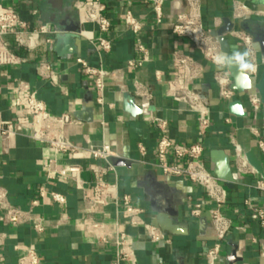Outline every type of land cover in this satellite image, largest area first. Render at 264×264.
Segmentation results:
<instances>
[{
	"label": "crops",
	"instance_id": "0c3cea01",
	"mask_svg": "<svg viewBox=\"0 0 264 264\" xmlns=\"http://www.w3.org/2000/svg\"><path fill=\"white\" fill-rule=\"evenodd\" d=\"M80 1L88 0H0L4 8L15 10L31 30L43 25L57 30L54 19L55 22L66 20L68 25L79 24L82 30L76 42L78 55L74 57L64 60L57 56L54 52L55 35L50 46L43 45L32 53L21 50L19 54L27 59L26 63L0 70V127L9 121L31 120L18 106L19 98L15 92L17 82L28 83L50 113L55 116L70 114L81 123L66 130L72 142L87 149L111 147L114 156L110 163L114 170L108 171L104 180L117 185L120 198L131 196L133 203L146 211L144 220L151 225L158 226V210L171 212V220L183 234L164 232L169 242L152 243L143 229L128 225L121 207L109 204L90 209L75 184L61 180L55 172L66 165H78L82 167V179L92 182L98 169L108 167L106 161H94L87 152H82L57 157L49 170L46 166L51 151L32 141L27 132L14 139L0 134V190L8 192L14 207L31 210L34 216L42 218L45 228L44 233L38 235L30 225L11 226L3 220L0 210V234L6 235L1 264H18L22 253L16 247H34L41 264H113L116 260L115 240L119 233L128 234L134 240L138 264H207L206 253L215 242L208 215L209 199L202 188L188 179L165 176L157 167L156 147L160 132L145 121L148 115L168 122L170 139L182 144L202 143L206 150L205 163L210 170L213 167L211 151L221 150L230 157L237 183L233 191L228 190V203L223 206V212L233 221V229L223 244L219 264H231L229 258L233 252L238 260L233 264H264L261 257L264 227L253 212L254 208L264 210V196L253 188L255 179L264 180V153L258 146L259 139L264 142L262 109L255 112L247 95H239L236 100L244 102L248 116L238 118L229 114V103L219 98L215 80L218 69L204 59L191 42L171 31L178 2L165 0L163 24L157 25L153 6L148 0H100L107 6L105 14L112 23L110 34L103 35L113 45L111 52L106 53L98 49V38L102 37L98 27L77 10ZM200 1L203 24L216 40V32L224 26L225 19L234 24L233 31H245L253 38L259 36L264 40V0ZM237 1L263 14L235 20L234 4ZM129 10L143 23L144 30L139 37L125 25L124 17ZM232 32L226 35L229 52L233 46L244 50ZM138 38L147 49L148 61L139 68H132L128 65L130 61L143 58L138 51ZM6 41L16 50L13 37L6 38ZM258 51L263 68L260 48ZM175 52L193 57L205 69L195 83V89L208 103L211 113L212 126L205 138L198 133L197 116L187 105L169 96L170 82L174 79ZM77 58L112 74L107 79L102 105L96 100L92 83L81 73ZM42 60L50 62L57 70V80L47 81L40 76L38 64ZM136 84L151 95L150 100L136 95ZM124 94L133 96L143 108L141 116L132 117L124 112ZM151 106L155 107V112L148 111ZM79 112L83 113L84 119L77 117ZM252 128L258 131L259 137L251 132ZM231 138L242 147L254 176L236 174ZM118 163H122L121 166ZM41 190L62 194L66 204H56L48 196L42 199ZM93 197L94 192L89 190L87 198ZM247 200H251V207L245 204ZM190 201L205 205L203 216L198 220L190 217ZM93 224L101 226L99 233L102 236H109L108 244L97 241L91 229Z\"/></svg>",
	"mask_w": 264,
	"mask_h": 264
},
{
	"label": "built area",
	"instance_id": "2783aa9c",
	"mask_svg": "<svg viewBox=\"0 0 264 264\" xmlns=\"http://www.w3.org/2000/svg\"><path fill=\"white\" fill-rule=\"evenodd\" d=\"M153 6L157 25H162L164 20L163 6L165 0H148ZM178 2L179 8L174 22L171 24V31L174 35L185 38L191 42L203 55L209 63L214 65L212 58L220 50L219 44L212 32L203 24L201 14L200 0H172ZM78 11L84 13L88 20L98 27L102 37L98 38V49L106 53L111 52L112 42L103 37L110 34L112 23L106 16L107 6L100 0L80 1L77 3ZM262 12L253 11L247 8L242 2L237 1L234 4V19L244 20L253 15H262ZM125 25L130 29L134 36L139 37L143 30V23L136 18L132 11H127L124 17ZM58 33L51 26L43 25L37 29L31 30L28 23L13 9H6L0 4V70L5 67H19L27 62V59L19 54L21 50L28 53L35 52L41 46H50L53 44V36ZM82 35V34H81ZM232 35L245 49H250L253 53V60L258 65L255 73L251 74L253 85L256 84L261 76L262 66L258 59L257 43L253 36L245 31H233ZM13 37L15 49L6 41V38ZM138 51L143 55L142 60L130 61L129 66L139 68L148 61V52L142 44L140 38L137 40ZM81 73L90 80L95 92L96 100L102 105L104 103V91L107 85V79L112 74L104 68H96L90 65L82 58L76 59ZM215 66V65H214ZM216 67V66H215ZM204 67L193 57L175 52L173 54V73L174 79L170 82L171 90L169 96L180 103L188 106L189 111L198 118V133L201 138H205L211 129V113L208 103L202 98L195 89L196 81L204 74ZM40 76L47 81H55L59 73L53 65L42 60L38 64ZM215 80L219 88V98L230 103L239 96L230 89L231 78L226 70H218ZM136 95L145 100H150L151 95L139 84H136ZM15 92L18 96V106L24 110L25 116L31 120H15L5 123L0 127V134L3 137L14 139L16 136L27 132V136L37 144H40L51 151V157L48 160L47 168L52 170L59 156H75L82 152H87L90 159L94 161L104 160L108 163L106 169H98L94 181L87 182L81 177L82 167L78 165H66L60 170H56L58 177L66 182H72L77 189L84 195L85 201L93 209L95 206H107L114 204L121 207L123 214L128 219V225L132 228L143 229L150 242H169L165 233L155 225H151L144 220L146 211L133 203L131 196L125 195L120 198L117 185H111L104 180L108 171L114 168L110 163L114 156L110 146L105 145L101 148L92 149L76 145L67 135V128L70 126L81 125L70 114L55 116L47 109L46 104L39 99L38 94L31 86L23 81L16 84ZM247 101L250 107L259 112L262 109V103L257 91H251L247 94ZM145 121L155 126L160 132V139L156 147L157 167L165 176L186 178L192 184L203 189L206 197L209 199L208 215L214 238V245L206 253L207 264H219L223 251V244L227 235L233 229V221L223 212V206L228 203L229 191L224 183L220 181L205 163V147L202 143L182 144L168 137V122L154 115H148ZM251 132L259 137L255 128ZM231 144L235 153L234 169L237 175L254 176V171L249 167L247 158L242 147L231 138ZM258 146L264 153V142L258 140ZM142 153L144 150L141 149ZM253 188L264 196V180L255 179ZM92 190L94 197L87 198V192ZM48 196L54 203L59 205L66 204V198L59 193L40 192L43 199ZM34 204H37L35 202ZM245 204L251 207V200ZM190 217L200 219L203 216L205 205L190 201L188 205ZM0 210L3 212V220L14 227L30 225L33 230L41 235L44 233V220L34 216L33 212L14 207L9 201V194L6 190H0ZM94 211V210H93ZM253 212L259 223L264 227V210L254 208ZM99 243L108 244L109 236H102L99 231L101 226L93 224L91 226ZM6 239L5 234H0V264L2 259V248ZM134 240L125 233H119L116 240V260L113 264H138L133 248ZM21 251L18 264H41V259L34 247H16ZM264 259V246L261 252Z\"/></svg>",
	"mask_w": 264,
	"mask_h": 264
},
{
	"label": "water",
	"instance_id": "95a60500",
	"mask_svg": "<svg viewBox=\"0 0 264 264\" xmlns=\"http://www.w3.org/2000/svg\"><path fill=\"white\" fill-rule=\"evenodd\" d=\"M57 1V0H55ZM54 2V1H53ZM54 4V3H53ZM62 11L61 9H59ZM69 20V18H66ZM54 23L58 26V33L55 36V47L54 52L61 59H68L78 55V47H77V39L82 34V30L80 29L79 24H71L68 25L66 20L64 21H56L54 19ZM234 29V24L228 20H224V26L220 28L216 32L217 42L219 44L220 50L223 49L225 52L229 51V44L226 40V35L231 33ZM255 42L258 44L260 48L261 58L264 60V40L259 36H255ZM235 69H232L231 72H228L231 78V86L230 89L235 91L240 96H245L251 91H257L260 96L262 103V112L264 114V64L261 72V76L259 81L251 87L241 88L236 85L235 82ZM228 112L230 115L238 118H245L248 116V112L246 111L244 102L242 100H235L228 104ZM123 110L125 113L129 114L132 117H138L143 114V108L136 103V100L130 94L123 95ZM149 112H155V107L151 106L148 108ZM77 117L80 119H84L83 113L79 112ZM211 162L213 167L211 171L213 174L224 183L225 187L229 191H233L235 189L237 180L235 178L234 172L231 166L230 157L221 150H213L210 153ZM120 166L122 163H118ZM154 207V204H152ZM157 215V224L159 228L163 232L170 233L172 235H180L183 234L182 230L179 226L175 225L171 220L172 213L165 210H158ZM236 252H233L232 256L229 258V262L231 264L237 262Z\"/></svg>",
	"mask_w": 264,
	"mask_h": 264
},
{
	"label": "clouds",
	"instance_id": "9594fccd",
	"mask_svg": "<svg viewBox=\"0 0 264 264\" xmlns=\"http://www.w3.org/2000/svg\"><path fill=\"white\" fill-rule=\"evenodd\" d=\"M212 61L218 70L231 72L235 69V82L238 87H251V74L257 71L258 65L254 62L250 49L240 50L238 46H233L230 52L221 49L216 52Z\"/></svg>",
	"mask_w": 264,
	"mask_h": 264
}]
</instances>
